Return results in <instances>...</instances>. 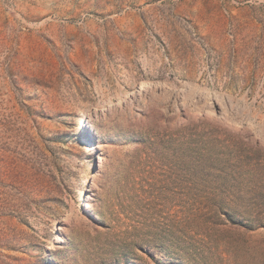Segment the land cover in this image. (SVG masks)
<instances>
[{
    "label": "rangeland",
    "instance_id": "rangeland-1",
    "mask_svg": "<svg viewBox=\"0 0 264 264\" xmlns=\"http://www.w3.org/2000/svg\"><path fill=\"white\" fill-rule=\"evenodd\" d=\"M0 264H264V0H0Z\"/></svg>",
    "mask_w": 264,
    "mask_h": 264
},
{
    "label": "trees",
    "instance_id": "trees-1",
    "mask_svg": "<svg viewBox=\"0 0 264 264\" xmlns=\"http://www.w3.org/2000/svg\"><path fill=\"white\" fill-rule=\"evenodd\" d=\"M43 140V137H41ZM30 143L25 146V151L21 153V159L24 161L25 165L33 171V174L38 177V175L49 177V165L51 161V156L53 155V149L50 146V142L40 145L39 142L29 139ZM32 142V144H31ZM50 190L46 191L45 197L50 196Z\"/></svg>",
    "mask_w": 264,
    "mask_h": 264
},
{
    "label": "bare ground",
    "instance_id": "bare-ground-1",
    "mask_svg": "<svg viewBox=\"0 0 264 264\" xmlns=\"http://www.w3.org/2000/svg\"><path fill=\"white\" fill-rule=\"evenodd\" d=\"M146 86H148V81H146L144 79V80H142L141 87L139 88L140 91L144 90L146 88ZM79 114H80V116L78 117V121L80 123H84V121H83L84 110L80 111ZM84 124H85V128H87V131L89 132L90 131V126L88 124H86V122ZM87 145L91 146V147L93 145L89 134H88V138H87ZM85 167H87V164H85ZM83 195H84V189L82 188L81 191H80V200H83V198H82Z\"/></svg>",
    "mask_w": 264,
    "mask_h": 264
}]
</instances>
